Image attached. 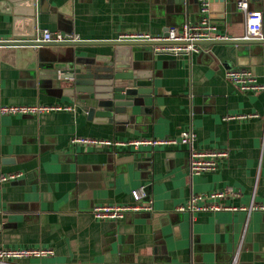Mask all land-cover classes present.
<instances>
[{"label":"crops","instance_id":"obj_1","mask_svg":"<svg viewBox=\"0 0 264 264\" xmlns=\"http://www.w3.org/2000/svg\"><path fill=\"white\" fill-rule=\"evenodd\" d=\"M239 0H212L207 16L220 34L246 33ZM264 15V0H249ZM17 11V12H16ZM33 14V16L31 15ZM203 17L200 0H0V43L36 38L42 30L97 45L0 46V106L62 107L39 115H0V249L51 248L54 256L14 264H264V91H242L227 78L248 69L264 83V44H204L192 54L133 46L130 76L147 93L113 119H89L92 95L60 79L67 63L102 65L121 36L165 35ZM123 48V47H121ZM91 107V106H90ZM195 135V147L223 150L215 171L193 175L184 145L91 147L77 138L127 142ZM150 212L118 220L95 217L104 205ZM226 193L231 210L180 212L192 195Z\"/></svg>","mask_w":264,"mask_h":264},{"label":"built area","instance_id":"obj_2","mask_svg":"<svg viewBox=\"0 0 264 264\" xmlns=\"http://www.w3.org/2000/svg\"><path fill=\"white\" fill-rule=\"evenodd\" d=\"M201 11L203 14L201 22L197 24H184L181 29L172 28L168 35H151L148 33H138L123 35L119 42L147 43L154 52L171 54H192L199 50V42L202 41H226V40H264V15L258 11H252L249 7V0H239L237 8L245 15L246 33L240 39L228 37L220 34L216 25L207 16L210 1L200 0ZM81 42L78 36L66 35L62 32H52L42 30L36 38L7 40L6 45L31 44L39 47L40 44L46 45H72ZM227 78L237 84L242 91H264V83H260L257 77L248 69H233L227 72ZM62 107L46 105H1L0 115H39L54 110H62ZM73 144L86 145L91 147H110L115 145L129 146L139 149L141 146H175L184 145L189 149L190 170L193 175L201 174L206 171H215L218 161L226 158L228 153L223 150L203 151L195 147V135L192 132H182L178 138L132 139L127 142L101 141L89 138H77ZM20 174H8L0 177V184L16 180ZM226 193L196 194L192 195L186 204L178 207L180 212H207L231 210L232 207L221 205L218 200L224 198ZM145 196V189L141 188L133 192L134 204L132 205H104L94 208L95 217L106 220H118L127 213L150 212L153 210L151 204H144L141 201ZM250 210H260L264 212V204L251 205ZM55 251L51 248H25V249H0V264H14L13 260L27 258H42L54 256ZM239 255L236 253L230 264H238Z\"/></svg>","mask_w":264,"mask_h":264},{"label":"water","instance_id":"obj_3","mask_svg":"<svg viewBox=\"0 0 264 264\" xmlns=\"http://www.w3.org/2000/svg\"><path fill=\"white\" fill-rule=\"evenodd\" d=\"M209 1V9H211L212 0ZM7 3L10 4L12 7L16 8H18V6H20L22 3H26L34 7L35 0H7ZM31 15L33 16V14ZM165 35H168V32ZM224 43L237 44L239 45L241 50H243V48H247V46L245 45H251L253 43L264 44V40L246 41L232 39L226 41H202L199 42L198 45L203 46L204 44L214 45ZM97 44L103 43L83 41L74 43L72 44V46H91ZM110 44L115 47H120L118 49H115V56L111 61L102 65H97L96 62L83 63L81 62V59L77 60V57L74 56V60L75 62H77L79 68L67 63L68 67L60 71V79L66 85L67 88L74 89L76 93H83L93 96L91 104L86 107L89 110V119L93 117L113 119L117 114L116 109L134 107L136 105L135 98L147 93V91H144L145 89H138L134 87L133 81L130 76L131 73L128 70L130 68L129 57L132 53V47L147 46L149 44H140L133 42H112ZM2 45L6 44H0V46ZM22 46L34 47L31 44H24ZM43 46L48 45H39V47Z\"/></svg>","mask_w":264,"mask_h":264}]
</instances>
